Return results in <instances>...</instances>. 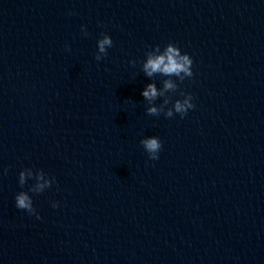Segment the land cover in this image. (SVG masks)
Returning <instances> with one entry per match:
<instances>
[{
	"label": "water",
	"instance_id": "water-1",
	"mask_svg": "<svg viewBox=\"0 0 264 264\" xmlns=\"http://www.w3.org/2000/svg\"><path fill=\"white\" fill-rule=\"evenodd\" d=\"M170 42L183 82L142 70ZM0 264H264V0H0Z\"/></svg>",
	"mask_w": 264,
	"mask_h": 264
},
{
	"label": "clouds",
	"instance_id": "clouds-1",
	"mask_svg": "<svg viewBox=\"0 0 264 264\" xmlns=\"http://www.w3.org/2000/svg\"><path fill=\"white\" fill-rule=\"evenodd\" d=\"M82 31L87 35V30L82 26ZM113 41L111 37L105 33L101 34V38L97 41L98 52L95 56L97 61L101 60L103 56L107 55V49L111 47ZM146 59L142 63V70L148 77H152L155 74H160L164 77H176L179 81L183 82L185 78H191L193 76L192 64L193 60L189 54L184 53L174 43H168L163 50L157 45L152 50L146 52ZM135 63V62H133ZM178 90V84L172 79H165L163 81V89L157 90L155 84H148L142 92L143 97L148 101L155 100L158 96H164L165 93H176ZM183 99L172 100L171 96H167L164 100V104L160 109L157 107H149L147 113L149 115L158 116L163 114L171 118L174 114H179L181 118L187 115L190 109H193V97L191 94H186L183 91L179 93ZM171 104V107H167ZM144 150L148 153L151 160L159 159V152L162 148L161 141L156 136L144 138L140 141ZM35 179V184L29 189L32 193H41L46 188L51 187L54 183V177L45 179V173L42 170L33 172L31 168L24 169L19 173V184L25 185L28 179ZM16 207L21 210H26L29 214L35 213L33 207L32 197L28 192L21 191L15 196ZM53 207H57L56 203H53ZM37 214V219H39Z\"/></svg>",
	"mask_w": 264,
	"mask_h": 264
}]
</instances>
